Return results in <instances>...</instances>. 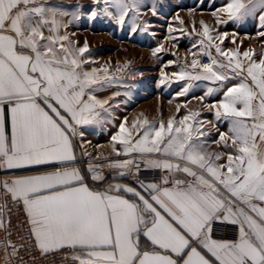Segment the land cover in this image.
Returning a JSON list of instances; mask_svg holds the SVG:
<instances>
[{
	"label": "snow or ice",
	"instance_id": "6c2138e0",
	"mask_svg": "<svg viewBox=\"0 0 264 264\" xmlns=\"http://www.w3.org/2000/svg\"><path fill=\"white\" fill-rule=\"evenodd\" d=\"M93 3L102 4L101 11L123 25L130 13L133 21L138 18L142 0ZM152 11L155 15L154 6ZM218 11L228 20L259 12L264 27V0H229ZM58 15L66 13L39 0H0V171L31 173L0 180L5 197L0 230L9 237L0 241L5 264L23 249L12 242L11 221L3 216L12 206L22 207L33 248L43 255L67 251L73 264H264V56L257 61L251 50H223L201 22L208 43H200L205 49L215 46L223 61L204 52L210 63L191 61V69L200 74L182 66L172 75L178 80L237 81L208 105L216 120L228 125L216 143L228 148L231 141L233 150L226 157L207 151L201 139L207 133L199 126L203 122L195 120L197 112L170 118L166 125L161 120L158 126L144 118L129 129L125 120L112 137V151L140 158L111 160L107 167L113 180L131 176L136 186L110 183L101 190L90 187L73 166L74 140H83L82 129L111 112L105 107L108 100L94 95L100 90L93 87L101 83L99 70H83L88 61L78 58L87 44L76 48L67 34L61 35ZM226 37L216 39L223 43ZM104 80L111 82L107 76ZM216 91L209 88L205 96ZM142 165L157 173L153 180L140 178ZM37 166L51 170L32 172ZM100 167L89 164L93 181H105ZM216 222L235 225V237L217 238Z\"/></svg>",
	"mask_w": 264,
	"mask_h": 264
},
{
	"label": "rangeland",
	"instance_id": "374dc122",
	"mask_svg": "<svg viewBox=\"0 0 264 264\" xmlns=\"http://www.w3.org/2000/svg\"><path fill=\"white\" fill-rule=\"evenodd\" d=\"M64 1L68 3L62 2L61 10L66 15L57 16L62 23L60 34H67L76 48L87 44V51L78 58L88 61L82 65L83 70H99L96 75L101 83L93 87L100 90L94 95L100 100L107 99L105 107L111 112V115L102 113L103 118L98 123L83 128V140L79 136L75 138L85 160L82 167L88 169L89 162L99 160L101 162H94L93 165L101 166L97 170L106 178L104 182L112 179L114 173L107 167L109 161L140 158L138 154L117 158L112 151V137L119 133L122 122L126 120L125 126L129 129L137 120L144 118L157 126L163 120L166 125L170 118L179 120L190 112L199 113L195 120L203 122L199 126L207 134L201 139L206 143L208 152H218L226 157L233 150L231 141L228 148L216 143L219 132H227L228 125L224 121H217L215 109H209L208 105L220 100L227 87L237 81L178 80L172 74L179 72L182 66H186L193 75L200 74V69H191V61H199L201 52H210L211 56L223 61L224 58L216 53L215 46L205 49L200 43L202 40L205 45L208 43L201 22L210 29L214 45L241 53L251 50L258 61L264 56V36L260 35L264 27L260 25L259 12L243 20H228L227 15L218 10L229 0H142L138 18L133 21V14L130 13L125 23L120 25L101 11L102 4L97 6L93 0ZM91 10H96L95 17L91 15ZM217 19L227 22L217 24ZM64 24L67 28L63 27ZM224 33H227V37L221 43L216 37ZM49 34L45 33L46 36ZM64 43L67 45V42ZM193 53L197 55L193 56ZM104 68L108 69L107 73L103 71ZM105 76L111 78L110 83L104 80ZM162 79L165 81L163 84ZM189 84L192 87L188 93L178 95ZM209 88L217 91L205 96ZM192 123L195 126V121ZM115 147L122 150L118 143ZM141 167L140 178L154 179L157 175L153 171H144L143 165ZM88 175L91 176V173L88 172ZM123 179L133 178L127 176Z\"/></svg>",
	"mask_w": 264,
	"mask_h": 264
},
{
	"label": "built area",
	"instance_id": "2783aa9c",
	"mask_svg": "<svg viewBox=\"0 0 264 264\" xmlns=\"http://www.w3.org/2000/svg\"><path fill=\"white\" fill-rule=\"evenodd\" d=\"M201 52L198 55L199 61L203 63H210L207 55ZM7 176V172L0 171V180H4ZM5 201L3 193L0 192V203ZM3 216L5 220L11 221V240L13 243L20 247L23 245V249L20 255L15 257L11 264H73L71 259H66L68 255L67 251L49 253L47 255L41 254L38 250L33 248L31 239L28 233V226L26 224V216L21 208L12 206L11 212L7 209L4 210ZM214 235L220 238H234L237 233V227L235 225L216 222L213 225ZM8 234L3 230H0V241L8 239ZM4 247L0 243V264H5L4 260Z\"/></svg>",
	"mask_w": 264,
	"mask_h": 264
},
{
	"label": "crops",
	"instance_id": "0c3cea01",
	"mask_svg": "<svg viewBox=\"0 0 264 264\" xmlns=\"http://www.w3.org/2000/svg\"><path fill=\"white\" fill-rule=\"evenodd\" d=\"M62 2L65 3V4L68 3V1H64V0H39V3L44 4L46 7L56 9L59 12H64V10H61V5H64ZM56 19H57V17H56ZM46 32H48L47 28L44 29V33H46ZM76 140L77 139L74 140V145H75V152H76L77 160H76V162L74 163L73 166L78 167V168L81 169L82 174L85 175V177H86V183H88L90 187H93L88 182V178L91 177L90 175H88V169H86L85 167H82L84 165L83 161H85V160H84V157L82 155V151L80 150L79 146L77 145V141ZM46 170H51V167L50 166H37V167L33 168L31 171L32 172H37V171H46ZM13 174H15V175H27V174H31V173L27 172V171H17L15 173L7 172V176L5 177V179H11ZM141 179H144V178H141ZM145 180H153V178H148V179H145ZM110 183H122V184H128L130 186H136L134 179H130V180L108 179L100 187H94V188L102 190V189L106 188L107 185L110 184ZM217 238H220V237H217ZM223 239H231V238H223Z\"/></svg>",
	"mask_w": 264,
	"mask_h": 264
},
{
	"label": "trees",
	"instance_id": "16d2710c",
	"mask_svg": "<svg viewBox=\"0 0 264 264\" xmlns=\"http://www.w3.org/2000/svg\"><path fill=\"white\" fill-rule=\"evenodd\" d=\"M88 182L93 186V187H100L101 185H103V182H95L93 181L91 178H88Z\"/></svg>",
	"mask_w": 264,
	"mask_h": 264
},
{
	"label": "bare ground",
	"instance_id": "6f19581e",
	"mask_svg": "<svg viewBox=\"0 0 264 264\" xmlns=\"http://www.w3.org/2000/svg\"><path fill=\"white\" fill-rule=\"evenodd\" d=\"M114 158H115V157H114ZM117 158H121V156H120V157H117ZM105 160H106V159H105ZM94 162H101V161L98 160V161H94ZM94 162H89L88 164H92V165H93Z\"/></svg>",
	"mask_w": 264,
	"mask_h": 264
}]
</instances>
